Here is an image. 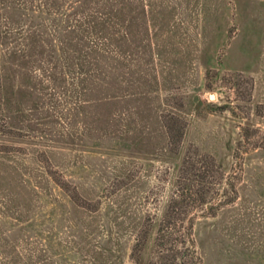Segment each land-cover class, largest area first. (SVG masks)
<instances>
[{
  "label": "rangeland",
  "instance_id": "obj_1",
  "mask_svg": "<svg viewBox=\"0 0 264 264\" xmlns=\"http://www.w3.org/2000/svg\"><path fill=\"white\" fill-rule=\"evenodd\" d=\"M140 2L150 33L140 29L134 60H125L156 91L112 106L125 115L111 122L138 143L114 146L107 136L103 148L49 152L86 208L50 183L52 196L16 203L28 214L58 205L42 224L58 264H187L193 252L198 264H264V0ZM162 109L185 120L177 150L156 120ZM46 123L58 146V121ZM9 191L0 184V196ZM160 228L168 234L159 240Z\"/></svg>",
  "mask_w": 264,
  "mask_h": 264
},
{
  "label": "trees",
  "instance_id": "obj_2",
  "mask_svg": "<svg viewBox=\"0 0 264 264\" xmlns=\"http://www.w3.org/2000/svg\"><path fill=\"white\" fill-rule=\"evenodd\" d=\"M140 5V0H0V157L11 163L0 162V184L10 190V197L0 196V264H58L55 235L42 228L56 218L58 205L51 202L47 214H28L18 199L52 196L45 188L50 183L73 206L86 208L78 204V188L63 164L54 168L49 152L103 148L107 136L114 146L138 143L135 133L118 136L111 124L125 115L112 106L151 98L156 91L146 82L140 86L125 60V52L134 60L140 29L150 33L151 21ZM155 117L170 150H177L185 120L167 109ZM46 119L58 121V146L49 144L54 129L44 126ZM157 234L160 240L168 233L160 228ZM199 261L193 252L186 263Z\"/></svg>",
  "mask_w": 264,
  "mask_h": 264
},
{
  "label": "water",
  "instance_id": "obj_3",
  "mask_svg": "<svg viewBox=\"0 0 264 264\" xmlns=\"http://www.w3.org/2000/svg\"><path fill=\"white\" fill-rule=\"evenodd\" d=\"M212 97V96H211Z\"/></svg>",
  "mask_w": 264,
  "mask_h": 264
}]
</instances>
